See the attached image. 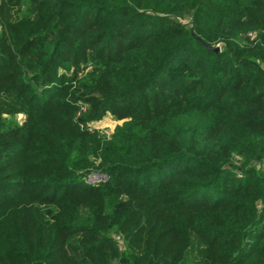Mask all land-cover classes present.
<instances>
[{
  "label": "trees",
  "instance_id": "16d2710c",
  "mask_svg": "<svg viewBox=\"0 0 264 264\" xmlns=\"http://www.w3.org/2000/svg\"><path fill=\"white\" fill-rule=\"evenodd\" d=\"M0 264H264V0H0Z\"/></svg>",
  "mask_w": 264,
  "mask_h": 264
},
{
  "label": "rangeland",
  "instance_id": "374dc122",
  "mask_svg": "<svg viewBox=\"0 0 264 264\" xmlns=\"http://www.w3.org/2000/svg\"><path fill=\"white\" fill-rule=\"evenodd\" d=\"M121 121H116L110 116H105L100 120H95L91 123L92 127L94 128H101V129H107L108 131H113L117 124H120ZM99 175H92L89 176V180L94 179L93 177H96ZM94 181V180H92ZM96 181V180H95Z\"/></svg>",
  "mask_w": 264,
  "mask_h": 264
},
{
  "label": "built area",
  "instance_id": "2783aa9c",
  "mask_svg": "<svg viewBox=\"0 0 264 264\" xmlns=\"http://www.w3.org/2000/svg\"><path fill=\"white\" fill-rule=\"evenodd\" d=\"M90 126H91V128H94V127H92V125L90 124ZM94 179H91V181L92 180H96V181H99V180H101V179H105L106 178V176L105 175H100V176H96V177H93Z\"/></svg>",
  "mask_w": 264,
  "mask_h": 264
},
{
  "label": "water",
  "instance_id": "95a60500",
  "mask_svg": "<svg viewBox=\"0 0 264 264\" xmlns=\"http://www.w3.org/2000/svg\"><path fill=\"white\" fill-rule=\"evenodd\" d=\"M212 49H214L216 51H220V47H215V48H212Z\"/></svg>",
  "mask_w": 264,
  "mask_h": 264
}]
</instances>
